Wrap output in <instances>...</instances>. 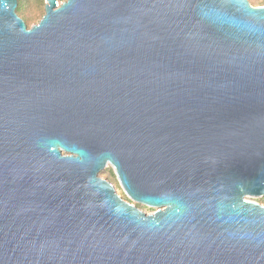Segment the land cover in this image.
<instances>
[{
	"label": "water",
	"instance_id": "obj_1",
	"mask_svg": "<svg viewBox=\"0 0 264 264\" xmlns=\"http://www.w3.org/2000/svg\"><path fill=\"white\" fill-rule=\"evenodd\" d=\"M17 7L0 264H264V5L46 0L30 27Z\"/></svg>",
	"mask_w": 264,
	"mask_h": 264
},
{
	"label": "rangeland",
	"instance_id": "obj_2",
	"mask_svg": "<svg viewBox=\"0 0 264 264\" xmlns=\"http://www.w3.org/2000/svg\"><path fill=\"white\" fill-rule=\"evenodd\" d=\"M61 2L65 1V0H60ZM250 2L253 4V5H264V0H250ZM39 15L36 19H34L32 21V25L33 24H36L39 22V20L43 17V15L45 14V2H43V5L39 8V11H38ZM101 175L105 178H108L109 180H111L117 187L118 191L120 194H122L123 196H126V194L124 193L120 183H119V180L113 170V168L111 166H107L105 169H103L101 171ZM263 198L264 197H261V198H258L257 200L261 203L264 204V201H263ZM144 211L146 212H152L154 208H151L149 206H146V205H139Z\"/></svg>",
	"mask_w": 264,
	"mask_h": 264
},
{
	"label": "trees",
	"instance_id": "obj_3",
	"mask_svg": "<svg viewBox=\"0 0 264 264\" xmlns=\"http://www.w3.org/2000/svg\"><path fill=\"white\" fill-rule=\"evenodd\" d=\"M43 2V0H18L17 12L29 27L32 25V21L38 17V11Z\"/></svg>",
	"mask_w": 264,
	"mask_h": 264
},
{
	"label": "built area",
	"instance_id": "obj_4",
	"mask_svg": "<svg viewBox=\"0 0 264 264\" xmlns=\"http://www.w3.org/2000/svg\"><path fill=\"white\" fill-rule=\"evenodd\" d=\"M44 2H46V0H43ZM62 2L60 0H57V5L59 6Z\"/></svg>",
	"mask_w": 264,
	"mask_h": 264
},
{
	"label": "flooded vegetation",
	"instance_id": "obj_5",
	"mask_svg": "<svg viewBox=\"0 0 264 264\" xmlns=\"http://www.w3.org/2000/svg\"><path fill=\"white\" fill-rule=\"evenodd\" d=\"M125 197V196H124ZM126 198V197H125Z\"/></svg>",
	"mask_w": 264,
	"mask_h": 264
}]
</instances>
